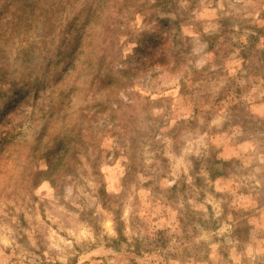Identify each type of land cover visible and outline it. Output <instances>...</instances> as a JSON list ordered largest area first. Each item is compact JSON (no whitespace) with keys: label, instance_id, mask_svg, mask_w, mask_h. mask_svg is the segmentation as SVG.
Listing matches in <instances>:
<instances>
[{"label":"rangeland","instance_id":"rangeland-1","mask_svg":"<svg viewBox=\"0 0 264 264\" xmlns=\"http://www.w3.org/2000/svg\"><path fill=\"white\" fill-rule=\"evenodd\" d=\"M0 264H264V0H0Z\"/></svg>","mask_w":264,"mask_h":264},{"label":"trees","instance_id":"trees-1","mask_svg":"<svg viewBox=\"0 0 264 264\" xmlns=\"http://www.w3.org/2000/svg\"><path fill=\"white\" fill-rule=\"evenodd\" d=\"M55 165L52 166V168L54 167Z\"/></svg>","mask_w":264,"mask_h":264}]
</instances>
